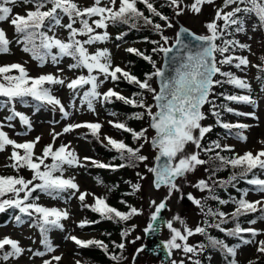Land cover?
<instances>
[{
	"label": "snow or ice",
	"instance_id": "snow-or-ice-1",
	"mask_svg": "<svg viewBox=\"0 0 264 264\" xmlns=\"http://www.w3.org/2000/svg\"><path fill=\"white\" fill-rule=\"evenodd\" d=\"M31 3L34 5V10H28L25 14L13 12V6L18 3ZM169 7L174 8L175 15H182L185 8L199 14L202 6L205 4H214L215 0H194L190 5H183V0H166ZM102 0H94L92 6L81 7L76 0H0V22H9L15 32L18 34L17 42L24 45L23 51L31 53L32 57L43 63L50 57L53 64H59L64 57H70L73 63L68 65L69 70L73 69H86L87 75H79L78 77L68 80L53 74H42L37 77L29 75L25 67L20 63H12L10 65L0 66V97L6 98V104H13L15 101L24 102L25 98L30 97L34 101L39 102L41 105H50L55 110L56 108L62 113L64 118L69 116V112L61 100L53 94V85L65 86L72 90L73 100L72 106H75L76 97H80L81 106L87 105L90 111H95L94 101L101 103H111L112 98L120 100L125 104L132 105L144 109L143 112L134 114L135 119H144L145 116L149 119V128L155 131V136L150 140L146 133L148 128H143L139 132L128 127L123 122L109 120L108 123L118 130L131 133L134 140L142 139L144 143H150L153 148L157 150L155 156L156 163L153 166L145 164L147 171L154 176L153 187L157 190L161 186L168 188V196L165 197L159 204L156 201H151L155 205V211L151 215V223L145 229L146 233L157 231L155 227L156 222L159 220L160 213L167 207V199L171 197L173 190L179 191L176 184L178 178L184 177L187 173L195 171L199 165H204L208 161L200 158V152H212L214 149L227 148V145L222 146L219 142L214 141V147H204L202 141L206 134L212 131V125H203L201 122L207 119L206 114L202 111L204 105H210L211 114L216 117V123L224 129L232 130L239 129L236 133L237 137L246 141L247 136L243 134L244 130L249 128V125L243 123H228L222 122L220 119L222 109L227 113L238 116H250L253 119H258L254 112H240L227 104L217 105L214 99H210L213 95V89L217 86L224 84L232 85L237 89L247 90L251 93V85L242 78L237 77L231 71L222 70L224 66H234L236 69L247 68L250 61L247 56L234 55V51L238 48L240 50L251 51L249 44L240 43L234 38H228L234 33H243L246 31L245 16L256 18V28L264 29V0H223V4L215 12L212 21L207 22L205 27L208 35H197L192 33L189 29L181 27L180 31L176 34L175 43H169V37L163 35L162 25L154 23L152 17H159L161 21L166 22V27H173L169 18L163 15L154 6L153 0H108V4L101 6ZM143 4L150 15H145L137 4ZM50 5V6H49ZM183 5V6H182ZM235 5V7H231ZM231 7L230 11L225 9ZM67 17L68 23L62 24V19ZM98 17V19H93ZM91 20V23L89 22ZM144 26H152L154 30L160 34V40L151 41L156 45L152 49L153 53L163 54L164 57H169L174 52L177 46L186 50V56L180 59L182 62L175 69V76L166 77L165 71L157 67L156 62L152 56L145 55L139 49L128 47L125 49L128 53L135 54L142 57L145 61L149 62L154 71L145 74V79L141 80L137 76L124 70L119 65L113 66L111 52L107 48L97 49L95 52H89L88 47L98 42H105L110 39V34L107 31L109 24H123L128 25L132 29L140 27V22ZM218 21H222L219 24ZM79 27H74L75 24ZM56 27H63L68 31L67 40H61L54 34ZM97 29L104 30L97 32ZM231 29V31H230ZM49 32H53L49 35ZM127 33H121L116 39L121 40ZM186 36L191 41L196 42V47L193 49L190 44L182 42L181 37ZM78 37H86V39H78ZM147 39V38H145ZM38 41V43H37ZM162 41V42H161ZM220 41V43H217ZM10 41L7 38L6 32L0 28V54L10 52ZM53 49L58 50L55 54ZM219 57V59H218ZM173 60L177 59L175 55L171 57ZM261 64L253 65L257 67L261 73H264V56L260 57ZM235 62V63H234ZM13 70L18 72L17 75H12ZM63 71V69H59ZM119 74V75H118ZM219 75L223 79H216ZM103 79H100V77ZM153 77L158 78L160 82L159 91L152 87L150 81ZM111 79L116 82L121 78L125 79L130 84H135L139 89L152 93V99L155 101L157 111H153V105L148 104L143 99L142 93H134V97L138 99L123 96L121 93L109 88L106 92H100L98 89L106 81ZM264 79V75L258 77ZM85 85L90 88L83 92L80 96L79 89ZM220 96L225 101L243 103L256 106L257 101L251 94L237 95L220 93ZM115 116L116 113H110ZM19 118L22 125L27 129L24 133H17V135H27V132L32 130L30 118L11 108V114L6 116L5 119L11 122L13 119ZM13 127L11 123L7 125ZM5 125L0 123V152L4 151L6 146L12 147V152L9 159L12 161L10 167L19 171L21 168L29 169L33 175L32 179L26 180L22 176H0V213L5 212L7 209H18L23 215L32 219L31 226L39 228L42 236L41 243L44 245L45 251L34 252V256H45L47 253L55 251V247L48 238V233L52 228L63 230L62 220L68 218L69 213L66 210L57 208H49L42 206L35 202L39 197H33L32 194L37 190L53 197L63 198L62 194L69 193V197L76 196L81 202L82 206L89 208L91 211L100 215L102 219L128 221L135 215H140L141 210L136 207L128 205L129 211L123 212L115 207L110 206L106 198L98 197L95 193L81 191L79 185L75 182V178H63L64 166L69 167H84L78 154L70 149V145L61 144L58 148L53 147L56 139L64 133H69L77 128L85 127L90 130V133L97 139H100V130L103 127L100 123L83 122L76 124H68L63 128L61 133H52L53 143L46 145L43 148L42 154L35 155L34 149L40 141L37 136L32 141H25L19 143L11 139L6 131L3 130ZM198 132V135L196 134ZM107 145L115 149L121 159H126L128 164L111 165L97 161H91L95 166L100 168H123L126 166L135 167L136 161L146 162L148 157L141 154V149L144 144L138 147H131L124 141H118L110 136H105ZM103 142V141H102ZM189 143L195 146L197 151L191 154L182 155L185 152L186 145ZM264 144V141H260ZM19 150H23V154ZM51 159V164H46L45 161ZM161 158H165L161 162ZM214 159L221 161V166L230 165L232 168L241 169L240 172H234L228 181L223 183H232L238 178H246L249 174L253 178L247 179V183L254 185L257 189L264 193V179L256 177L255 170H264V148L257 151H247L243 155H237L233 158H226L220 156L217 152ZM84 160H90L89 157H84ZM43 166V170H42ZM60 173V175H56ZM215 173L213 172V175ZM141 180L145 179L143 175L137 173ZM39 181V183H34ZM194 187L201 191L208 190L211 199H218L212 194V189L208 182L204 179L197 181ZM133 193L139 192L142 188L140 183L131 185ZM21 193L23 195L21 196ZM92 196L94 203H84L86 197ZM247 196V193H244ZM7 197V198H5ZM187 199L192 201L195 205L200 207L204 212L205 205L202 204L200 199H196L192 194H188ZM121 203H126L121 201ZM220 204H225L227 201L219 200ZM237 207L231 213V218L236 221L235 227L232 229H225L221 224L228 222V214L223 211H213L211 208L204 213L205 216H219L218 223L208 225L209 227H216L221 232L232 237H239L244 244L257 243L255 240L243 239L242 233H250L252 237L259 235L255 228L241 227L238 222L239 217L249 213H264V200L249 201L241 198L237 202ZM264 219V216L261 217ZM17 224L24 223L22 216H15ZM173 221L179 222L183 226V231L180 228L173 226ZM99 221L89 222L87 220L81 221L79 227H84L89 223H98ZM255 224L256 220L249 221ZM205 224H208L205 220ZM166 227L170 230V239L163 242L164 249L167 251L169 257L172 255L174 249H182L185 255L192 264H201L198 257L199 253L203 252L206 248L219 249L225 254V258L231 257L228 264H238L235 259L239 245L228 246L223 240L214 238L207 234L206 228L197 226L195 229L189 228L183 218L178 214L172 220L166 222ZM135 225L131 229H125L121 232L122 241L127 237L131 230H134ZM202 234L207 238V244H198L195 246L187 243L188 238L195 235ZM66 239L72 240L77 246L87 248L95 245L102 249L109 258L120 264L124 257L116 254L109 253L108 245L101 240L89 239L83 240L76 236H69ZM137 240L140 237H136ZM180 241V242H178ZM135 243V241H131ZM182 242V243H181ZM115 248L121 250L125 249V243L117 244L113 241ZM10 246V250L5 251V247ZM144 250V246L136 249L133 255V261L136 260L138 255ZM25 250L20 246L19 241L10 237L0 239V260L8 261L9 258H19ZM28 251H31L29 249ZM257 252L264 253V240L258 241ZM62 256L55 255L51 259H45L43 264H53V261L58 262ZM75 264H82V261L77 260ZM171 264H178L176 260H172ZM179 264H184V261H179ZM248 264H255V261H249Z\"/></svg>",
	"mask_w": 264,
	"mask_h": 264
},
{
	"label": "rangeland",
	"instance_id": "rangeland-1",
	"mask_svg": "<svg viewBox=\"0 0 264 264\" xmlns=\"http://www.w3.org/2000/svg\"><path fill=\"white\" fill-rule=\"evenodd\" d=\"M89 0H76L78 4L86 3ZM194 0H183V5H190ZM108 4V0H103L101 6H105ZM223 4V0H215L214 4H205L202 6V9L199 14H196L188 8H185V11L182 15H175V17L170 21L173 27H166V22L160 21L159 24L162 25V29H166L168 35L172 38L176 37V32L178 30V23L183 24L190 31L192 30L195 34L198 35H208L205 25L207 22L213 20L215 16V12L218 8H220ZM182 5V6H183ZM235 7V5L231 6ZM231 7L225 9V11H230ZM32 10V7L23 6L21 3L13 6V12L25 14L26 11ZM98 19V17H96ZM256 18L254 16L248 17L245 16V26L246 31L243 33H235L234 39L238 40L240 43L249 44L251 46V51L248 50H240L236 49L234 51V55L237 56H247L250 64L247 68L236 69L234 66H224L222 70L231 71L237 77L245 79L251 85V93L247 90L237 89L232 85H229L228 88L233 90L235 93L240 95L251 94L254 99H256V106L243 104V103H232L230 107L240 111V112H254L258 119H253L250 116H238L231 113H227L223 115L224 118H228L230 123H243L249 125V128L244 130L243 134L247 136V140L244 142L238 141L234 136H225L221 139V145H227L232 150V153L237 155H243L247 151H253L255 154L257 151L264 148V144H261L260 141H264V87L259 85V83L255 80L257 67H253V65H259L260 57L264 54V29H259L258 27L254 31L253 28L256 27ZM68 23L67 17L62 19V24ZM219 24H222V21H218ZM112 25L109 24L107 31L110 34V39L105 42H98L96 44L87 46L89 52H95L97 49L107 48L111 52L112 63L113 66L119 65L123 68V63L125 61V56L127 55L126 48L129 46L127 44L122 45V43L115 38L112 32ZM0 28H2L6 34L7 38L12 41L10 44V52L6 54H0V66L2 65H10L12 63H20L22 64L30 76L37 77L42 74H53L56 76H60L62 78H66V82L68 80L74 79L79 75H87L86 69H76L81 72V74H77L75 70H69L68 65L71 64V61L68 57H64L59 64H53L52 61L49 63H45L43 66H40L36 63L30 62L22 53L19 51V44L16 41L12 28L13 26L5 21L0 22ZM102 29H97V32H103ZM68 31L63 27H56L54 29V34L57 38L61 40H65V35ZM156 34L153 37L158 41L160 40V35L155 31ZM51 32L50 35H52ZM158 34V35H157ZM78 39H85V37H78ZM66 41V40H65ZM53 51H57L53 49ZM219 58V57H218ZM235 63V62H234ZM59 69H63V71H59ZM12 75H16L14 72L10 73ZM100 79H103L101 76ZM90 88L89 85H85L83 88L79 89L80 96H82L83 92ZM109 88L114 89V82L109 78L103 85L100 86L98 91L106 92ZM53 94L56 95L66 110L69 112V116L64 118L62 113L58 108L55 110L50 105H45V108L41 107L39 110L35 109L34 102L29 99H26L24 104L20 105L16 101L12 104V107L15 108L16 111L21 112L27 115L30 118L32 124V130L27 132V135H17V133H24L27 131L26 127L20 122L18 118L13 119L11 122L5 119L6 116L11 114V111L6 107H1L0 109V123H3L5 127L3 128L6 131L11 139L16 140L19 143H23L25 141H32L37 136L40 137L39 143H37L34 152L36 156L42 154L43 148L53 143L52 133H61L63 128L68 124H76L83 122H95L100 123L103 127L100 130V139H95L101 145L105 147L111 148L110 145H107V141L104 139L105 136H110L116 140H120L119 130L114 128L112 125L108 123L109 120H114L119 122V118L117 116H112L110 113L104 111L102 109V104L100 101H94L95 111H90L87 108V105L81 106L80 97H76L75 106H72L73 100V92L65 86L61 85H53L52 86ZM126 97V94H122ZM152 93H147L145 97V101L148 104L153 105L154 110V100L151 99ZM151 99V100H150ZM211 99V98H210ZM210 105L206 104L203 107V111L207 116V119L203 120L201 123L205 126L209 125L212 121ZM219 110V109H218ZM11 123L13 127H8L7 125ZM83 128V129H82ZM85 127L77 128L69 133H64L59 136L53 147L58 148L61 144L70 145V149L74 150L81 162L84 164V167H69L67 165L64 166L63 178H75V182L79 185L81 191L95 193L98 197L104 196V190L101 187H98L97 181H94L92 178H89L86 173L85 167L91 163V161L101 162L102 160H98V158L93 156L92 151H94V146L90 147L86 144L84 139L80 136L81 132H84ZM239 130V129H238ZM90 131V130H89ZM198 135V132L196 133ZM149 140L152 138V132L148 131L146 133ZM103 141V142H102ZM143 141V140H142ZM144 144L141 154L148 157L146 162H141V167L135 172V181L136 183H140L142 188L138 193V200L136 203V208L141 210L140 215H135L131 219L130 227L127 229H131L133 225H135L134 230H131L125 240V249L123 252L125 253V260L121 261L120 264H171L172 260H176L179 264V261L183 260L184 264H192V262L188 259V256L192 254L185 255L182 249H174L172 251L171 257L164 256L163 254L155 259L151 253L148 251H142L135 261H133L132 257L136 252V249L141 248V246H147V240L145 239V229L147 225L151 222V215L155 211V205L151 204V201H156L159 204L165 197L168 196V188L154 190L151 186L152 175L147 171L145 164L148 166H152L153 159L155 156V150L150 149V143H140ZM92 149V150H91ZM223 150L227 148H223ZM11 146H6L5 150L0 152V175L4 173V170L11 165L12 161L9 159L11 152ZM21 154H23V150H19ZM195 149V146L191 143L186 145L185 152L182 155L191 154ZM84 157H89L90 160L85 161ZM200 158H202L200 152ZM102 163V162H101ZM207 164L199 165L196 167L195 171L187 173L183 178L178 179L176 184L179 187V191L173 190L170 198L167 199V210L164 213L165 218L168 220H172L174 216L177 214L183 218L186 225L195 229L197 226H201L204 221V212L201 211L200 207L195 205L192 201L188 203L187 206L183 204V197L188 196V194H192L196 199H200L203 203L205 196L209 191L206 189L204 191L199 190L194 187L197 181L204 179L208 182L207 173L205 171V167ZM27 170V168H25ZM27 172H29L27 170ZM30 173V172H29ZM137 173H140L145 177V179L141 180ZM60 175V173H58ZM258 178L264 179V170L259 175ZM242 193H247V196H243L244 199L249 201L256 200H264V193L258 191L249 192L244 190ZM23 193H21V196ZM79 193L76 196L71 198L69 197V193L65 192L62 194L63 198H53L48 196L47 198L41 193L38 199V204L49 207V208H57L61 210H66L69 213L67 219L62 220L63 230L57 231V235L53 236V246L55 247V251L52 253H47L45 256H34L33 253L37 251H44V246L40 245V240L38 236L35 234V227L31 226L29 222H25V224L20 229L12 228L9 222H6L4 225H0V239L4 237H10L14 240L19 241L20 246L25 250L23 254L19 258H11L8 263L5 264H43L45 259H51L52 256L60 255L62 259L58 262V264H75L77 260L82 261L81 256L78 254V246L70 239H66L69 236H76L80 239H87L91 235L89 233H81L78 229V225L80 223V213L79 209L82 204L77 198ZM211 198L208 197L207 204ZM86 204H93L94 200L92 196L86 197ZM225 213H232L234 210H226L224 208ZM228 214V215H230ZM216 223L219 222V219L214 220ZM173 226L180 228L183 231V226L179 224L177 221H173ZM202 227V226H201ZM250 228H255L260 233L256 236V242L260 240H264V219H257L256 223L251 225ZM59 230V229H58ZM171 233L167 227H164L160 239L163 242L170 239ZM136 237H140L139 240ZM201 234H195L188 238L187 243L189 245L195 246L197 242L200 241ZM89 240V239H88ZM131 241H135L132 243ZM180 242V241H178ZM182 243V242H181ZM258 247V242L251 244L249 246H244L237 250L236 260L238 264H248L249 261H255L257 258L256 249ZM31 249V251H28ZM210 261L213 264H221V258L217 250L210 251ZM195 259V257H193ZM53 264H57V262L53 261Z\"/></svg>",
	"mask_w": 264,
	"mask_h": 264
},
{
	"label": "trees",
	"instance_id": "trees-1",
	"mask_svg": "<svg viewBox=\"0 0 264 264\" xmlns=\"http://www.w3.org/2000/svg\"><path fill=\"white\" fill-rule=\"evenodd\" d=\"M154 6L159 10L163 15L167 16L169 20L171 21L175 17V10L172 7H169L166 0H153ZM23 3V2H21ZM23 6H31L34 9V5L31 3H23ZM50 6V5H49ZM80 6V5H79ZM137 7L145 13V15H150V13L147 11L146 7L143 4L138 3ZM154 23H159L161 20L159 17H152ZM140 27L136 29L130 28L128 25L123 24H115L112 25L113 31L116 33L117 31L121 33H127L121 39L122 43H130V46L136 49H139L141 52H143L145 55L152 56V59L156 62L157 67H160L161 61H162V54L160 53H153L152 49L156 47V45L152 44L151 41L156 40L153 35L156 34L155 30L152 26H144L143 22H140ZM260 29V28H259ZM231 31V29H230ZM235 34V33H234ZM158 35V34H157ZM163 35L169 37V43L171 44L175 38H172L170 35L167 34L166 29H163ZM14 36L16 39L18 38V34L14 30ZM160 36V35H158ZM68 38V37H67ZM147 38V39H145ZM228 38H234V35ZM159 40V39H158ZM162 42V41H161ZM38 43V41H37ZM217 43H220V41H217ZM21 49H23L24 45L22 43H19ZM25 55L31 60L34 58L32 57L31 53L24 52ZM264 56V54L262 55ZM50 58V57H49ZM48 58V59H49ZM71 59V58H70ZM219 59V58H218ZM38 61V60H37ZM72 61V59H71ZM41 63L40 61H38ZM73 63V61H72ZM261 63V60H260ZM123 69L130 72L131 74L137 76L139 79L144 80L146 73H151L154 71L152 65L145 61L142 57L137 56L132 53H127L125 56V61L123 63ZM76 70V69H73ZM80 70V69H79ZM226 71V70H225ZM79 74L81 72L79 71ZM255 80L259 83V85L264 87V79H258V77L264 75V73H261L258 68L256 72ZM119 75V74H118ZM216 79H223L219 75L215 77ZM152 84V87L156 89V79L153 77V79L150 81ZM115 91L126 94V97L138 99L139 97H134V93H142L143 99L145 100V97L147 96V91L141 90L138 88L135 84L128 83L125 79L121 78L120 80L116 81L115 83ZM228 84H224L222 87L217 86L213 89V95L210 96L211 99H214L217 105L221 104H227L229 107L231 103L229 101H225L222 96H220V93L227 94H235L233 90L228 88ZM152 99V96H151ZM150 99V100H151ZM6 98L0 97V107L2 105H9L6 104ZM36 102V101H35ZM146 102V101H145ZM36 106L40 107L41 105L36 102ZM104 110L116 113V116L119 118V122L125 123L128 127L132 128L133 130L139 132L143 128H148L149 126V119L147 116H145L144 119H135L134 114L143 112L144 109H141L139 107H133L132 105L125 104L124 102L120 100H116L115 97L112 98L111 103L105 102L103 105ZM221 111V117L220 119L222 122H228V118H223V115L227 112L223 111L222 109H219ZM211 123L209 125H212V131L207 133L205 138L202 141V145L204 147H214L213 142H219L221 144V139L225 136H228L229 134L235 135L237 133L236 130L238 129H232L231 131L228 129H224L219 124L216 123V117L211 116ZM149 131V129H148ZM236 132V133H235ZM120 134V140L124 141L127 145L135 148L140 145V143L144 142L142 139L140 140H134L131 133L125 132L123 130H119ZM83 139L88 143L90 146H94V154L98 157L102 158V163L105 164H111V165H120V164H128V161L126 159H121L120 154L115 150L108 147H105L104 145H101L98 143L95 139V137L90 133L89 129L81 135ZM145 146V145H144ZM142 150V149H141ZM219 153L220 156L226 157V158H233L235 155L232 153L231 150H223V149H214L212 152L205 153L201 151L202 158L206 161H208L207 166L205 167V171L207 173L208 178V184L212 189V194H214L218 199H211L209 203L207 204L208 197H210V193H207L205 196V199L202 204L205 205L204 211L206 212L208 208H211L213 211H223L225 205H233L232 207H237V201L241 198H243V191L247 188H252L253 185H250L247 183V179L253 178L251 174H249L246 178H238L236 181H233L232 183H223L225 181H228L229 178L232 176L234 172L238 173L241 171L239 168H232L230 165L227 166H221V161L218 159H214L216 156V153ZM50 160V159H49ZM136 166H126L123 168H116L113 170V168H100L95 166L94 164H90L88 167H86V173L87 176L95 179L98 183V185L102 186L104 189V198H106L107 203L115 207L116 209L127 212L129 211L128 205L136 207V203L138 200V193H133V189L131 187L132 184L136 183L135 179V172L141 167V162L136 161ZM27 170L30 172H27ZM21 168L19 171L13 169L12 167L8 166L4 170V173H2L0 176H22L26 180L32 179V172L29 169ZM43 170V168H42ZM256 176L258 172H261V170H255ZM213 172L215 173L213 175ZM39 183V181H34V183ZM39 191L34 192L32 194L33 197H38ZM7 198V197H5ZM219 200L227 201L225 204H220ZM38 200H35L37 203ZM121 201H125L126 203H121ZM82 215L81 219L82 221H99L98 223H89L86 226L82 227L80 229L83 232L87 233H93L96 232V235L93 236V238L90 239H97L103 241L105 244L108 245L109 253L116 254L118 256H123L125 260V253L118 248H115L113 245V241H115L117 244L121 242H125L124 238L122 241L121 232L125 229L130 227V222H132L133 219H130L128 221H120L117 222L116 220H108V219H102L99 214L91 211L89 208L81 207ZM233 213V212H232ZM21 215L22 219L27 220L28 216L23 215L19 212L18 209L10 208L7 209L5 212L0 213V225L6 224V222H10L14 219V224H17L15 220V216ZM205 216V214H204ZM264 216V213H249L243 216L239 217L238 222L240 223L241 227L246 228V226L252 225L249 223L251 220L261 219V217ZM215 219H219V216H205L204 221L202 223V227L206 228V232L208 235L223 240L228 246H236L239 245L240 247H243V245H251L250 244H244L242 239L239 237H232L226 235L225 232H221L216 227H209L208 225L215 224ZM205 220H207L208 224H205ZM228 222L225 224H221V227L225 229H232L235 227L236 221H233L231 218V214L227 216ZM53 229V228H52ZM52 229L48 233L49 240L51 239V235L53 236L54 231L52 232ZM52 233V234H51ZM37 234L40 235V239L42 240L41 233L39 231V228L37 229ZM241 236L243 239H249V240H255L256 236L252 237L250 233H242ZM200 241L196 243L198 244H207V238L205 235L201 234ZM258 242V241H257ZM79 254L82 257V264H116L115 261L111 260L109 258V255L106 254L102 249L98 248L95 245L89 246L87 248L79 247ZM238 248V249H239ZM217 250V252L220 255L221 258V264H228V260L231 259V257L225 258V254L219 250V249H213L211 247L206 248L203 252L199 253L198 257L201 260V264H213L210 261V251ZM6 251V250H5ZM257 252V250H256ZM236 259V257H235ZM3 260H0V264H2ZM4 263V261H3ZM255 264H264V253L257 252V258L255 259Z\"/></svg>",
	"mask_w": 264,
	"mask_h": 264
},
{
	"label": "water",
	"instance_id": "water-1",
	"mask_svg": "<svg viewBox=\"0 0 264 264\" xmlns=\"http://www.w3.org/2000/svg\"><path fill=\"white\" fill-rule=\"evenodd\" d=\"M181 27H184L182 25L179 26V29L177 31V33L180 31V28ZM192 32V31H191ZM193 33V32H192ZM182 39V42L183 43H186V44H190V46L195 49L196 47V42L195 41H191L189 38H187L186 36H182L181 37ZM175 43V42H174ZM187 52L186 50L182 49L180 46H177L176 49H174V52L172 54L169 55V57H164L163 54H162V63H161V66L160 68H162L164 71H165V74H166V77H172V76H175V69L179 66V64L182 62V60L180 59L182 56H186ZM175 55L177 57V59L173 60L171 57ZM156 83H157V89L159 91V87H160V82H159V79L156 78ZM154 105H155V101H154ZM158 109L155 107V111H157ZM151 129V128H150ZM153 130V129H151ZM153 132H155L153 130ZM155 136V135H154ZM151 148L153 149L152 145H151ZM155 149V148H154ZM157 155V152L155 153ZM155 155V156H156ZM165 158H161V162L164 161ZM156 163L155 161V158H154V163L153 165ZM153 175V174H152ZM153 180H154V176H153ZM163 187V186H161ZM184 203L186 204L187 202L184 201ZM165 210V209H164ZM162 210V212L164 211ZM161 212V213H162ZM160 213V217H159V220H161V223L162 224H165L166 221H165V218H163V215ZM158 220V221H159ZM158 221L156 222V225L155 227H158L157 224H158ZM146 236H150V239L152 238H158V229L157 231L155 232H149V233H146ZM161 246L163 247L164 249V246H163V243H161ZM167 252V251H166ZM167 255V253H165V256Z\"/></svg>",
	"mask_w": 264,
	"mask_h": 264
},
{
	"label": "flooded vegetation",
	"instance_id": "flooded-vegetation-1",
	"mask_svg": "<svg viewBox=\"0 0 264 264\" xmlns=\"http://www.w3.org/2000/svg\"><path fill=\"white\" fill-rule=\"evenodd\" d=\"M148 244H150V242H149ZM150 249H151V251H153V252H152L153 254H157L156 251H157V252L159 251L157 248H155V246H152V247H151V246H148L147 251L150 250ZM160 256H161V255H158V257L155 258V259H158Z\"/></svg>",
	"mask_w": 264,
	"mask_h": 264
}]
</instances>
